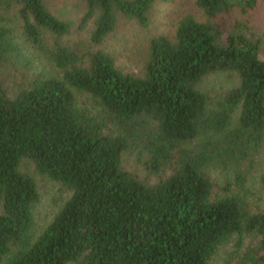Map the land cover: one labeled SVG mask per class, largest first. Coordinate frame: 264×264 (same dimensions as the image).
Here are the masks:
<instances>
[{
  "label": "trees",
  "instance_id": "obj_1",
  "mask_svg": "<svg viewBox=\"0 0 264 264\" xmlns=\"http://www.w3.org/2000/svg\"><path fill=\"white\" fill-rule=\"evenodd\" d=\"M152 2L84 0L78 28L92 22L100 43L119 19L146 26ZM263 3L195 0L214 22L183 16L172 36L149 40L132 74L101 49L80 57L63 44L71 23L43 0H0V264H212L234 236L235 264H264V210L250 213L241 194L264 145V32L225 20ZM18 37L58 73L38 72L9 94L1 69L28 61ZM220 72L237 85L200 90ZM132 149L156 182L122 167ZM24 158L70 191L38 233ZM211 171L222 176L215 198Z\"/></svg>",
  "mask_w": 264,
  "mask_h": 264
},
{
  "label": "rangeland",
  "instance_id": "obj_2",
  "mask_svg": "<svg viewBox=\"0 0 264 264\" xmlns=\"http://www.w3.org/2000/svg\"><path fill=\"white\" fill-rule=\"evenodd\" d=\"M43 2L55 16L71 23L70 31L61 37L63 44L76 51L80 57L101 49L113 58L116 67L132 74L138 73L143 67L149 40L157 35L172 36L177 22L183 16L192 15L198 21L208 22L210 20L214 22L212 19H208L195 5V0H153L148 12V24L146 26L134 21L119 19L115 29L110 34L100 43H94L90 40V33L93 28L92 22L88 23L83 29L78 28L79 20L86 10L84 0H43ZM225 20L228 21L226 24L237 21L246 24L252 34L263 33L264 3L246 14L236 10L231 15L226 16ZM17 30L16 28V35H19L20 32ZM18 39H20L23 53L28 61L25 64L5 66L1 69L2 83L9 94L24 86L38 72L54 75L58 73L39 48L21 37H18ZM237 83L238 78L234 74L220 72L208 75L198 87L200 90L214 96L216 93L236 86ZM78 98L83 106L95 110L93 101L87 95L80 94ZM121 164L124 169L148 183L156 182L160 176L146 170L138 158L137 150L134 149L123 153ZM19 168L34 178L38 188L39 199L33 209L35 231L38 233L52 221L63 202L69 197L70 191L59 183L36 172L33 163L29 159H22ZM263 176L264 145L256 159L254 170L245 183V189L241 192L250 213L264 210ZM210 177L214 183L212 197L215 198L217 195H221L218 186L222 182V176L218 172L211 171ZM250 237L246 236L244 238V244L250 240ZM234 244L235 236L218 248L212 264H227L228 260L229 264H235L228 256L234 249Z\"/></svg>",
  "mask_w": 264,
  "mask_h": 264
}]
</instances>
